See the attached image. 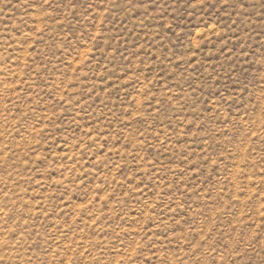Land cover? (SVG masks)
I'll return each instance as SVG.
<instances>
[{"label":"rangeland","instance_id":"rangeland-1","mask_svg":"<svg viewBox=\"0 0 264 264\" xmlns=\"http://www.w3.org/2000/svg\"><path fill=\"white\" fill-rule=\"evenodd\" d=\"M0 264H264V0H0Z\"/></svg>","mask_w":264,"mask_h":264}]
</instances>
